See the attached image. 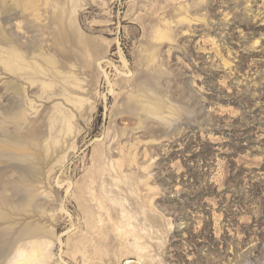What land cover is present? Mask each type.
<instances>
[{
	"label": "rangeland",
	"instance_id": "obj_1",
	"mask_svg": "<svg viewBox=\"0 0 264 264\" xmlns=\"http://www.w3.org/2000/svg\"><path fill=\"white\" fill-rule=\"evenodd\" d=\"M264 264V0H0V264Z\"/></svg>",
	"mask_w": 264,
	"mask_h": 264
},
{
	"label": "bare ground",
	"instance_id": "obj_2",
	"mask_svg": "<svg viewBox=\"0 0 264 264\" xmlns=\"http://www.w3.org/2000/svg\"><path fill=\"white\" fill-rule=\"evenodd\" d=\"M5 250H0V256H3ZM46 257V253L43 254L41 248L37 245L32 246L31 250L26 252H20L15 258H12L6 264H42Z\"/></svg>",
	"mask_w": 264,
	"mask_h": 264
}]
</instances>
